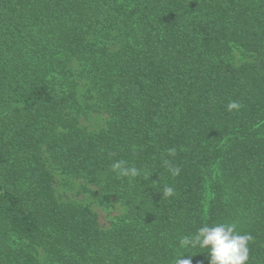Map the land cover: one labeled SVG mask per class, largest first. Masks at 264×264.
I'll return each mask as SVG.
<instances>
[{"label":"trees","instance_id":"16d2710c","mask_svg":"<svg viewBox=\"0 0 264 264\" xmlns=\"http://www.w3.org/2000/svg\"><path fill=\"white\" fill-rule=\"evenodd\" d=\"M55 170L125 214L62 202ZM220 223L264 264V0H0V264H208L179 240Z\"/></svg>","mask_w":264,"mask_h":264},{"label":"clouds","instance_id":"9594fccd","mask_svg":"<svg viewBox=\"0 0 264 264\" xmlns=\"http://www.w3.org/2000/svg\"><path fill=\"white\" fill-rule=\"evenodd\" d=\"M241 105L237 101H230L227 105L228 111L239 110ZM176 150L169 149V155L174 156ZM168 171L172 176L180 174V168L170 164ZM111 169L117 174V178H136L141 175V170L135 166L129 167L124 160H117L111 165ZM149 179L150 176H146ZM175 193V189L170 186H165L163 189V196L170 197ZM253 240L251 234H240L236 231L235 224L220 223L209 226H204L197 229L195 234L181 236L179 246L182 249L199 248L207 250L208 264H248L249 261V247L248 244ZM184 256V255H182ZM179 256L175 264H191L190 259H181Z\"/></svg>","mask_w":264,"mask_h":264},{"label":"rangeland","instance_id":"374dc122","mask_svg":"<svg viewBox=\"0 0 264 264\" xmlns=\"http://www.w3.org/2000/svg\"><path fill=\"white\" fill-rule=\"evenodd\" d=\"M236 60L240 55L236 54ZM85 93L84 83L80 87V95ZM107 116L103 113H91L89 118H82L80 125L88 132H99L106 126ZM54 169V168H53ZM55 188L62 202L90 206L98 215L102 227H108L118 217L125 214L126 209L120 202H113V207L102 204L103 192L98 187L88 184L84 180L68 178L58 170L54 171ZM40 258L44 261L45 256L40 252Z\"/></svg>","mask_w":264,"mask_h":264}]
</instances>
